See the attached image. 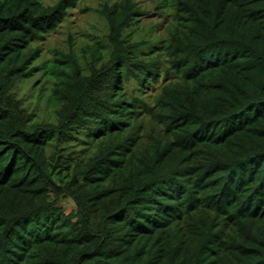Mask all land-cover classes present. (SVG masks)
<instances>
[{
	"label": "trees",
	"instance_id": "16d2710c",
	"mask_svg": "<svg viewBox=\"0 0 264 264\" xmlns=\"http://www.w3.org/2000/svg\"><path fill=\"white\" fill-rule=\"evenodd\" d=\"M77 3L0 0V264H264V0H164L157 44L104 2L87 67L39 66Z\"/></svg>",
	"mask_w": 264,
	"mask_h": 264
},
{
	"label": "rangeland",
	"instance_id": "374dc122",
	"mask_svg": "<svg viewBox=\"0 0 264 264\" xmlns=\"http://www.w3.org/2000/svg\"><path fill=\"white\" fill-rule=\"evenodd\" d=\"M42 1L52 4L57 0ZM113 1L115 0H78L77 5L69 10L67 17L37 43L41 47V57L37 59V64L39 66L46 64L48 67L55 58L66 53L73 54L87 67L88 60L97 49V44L99 43V46L106 44L107 25L96 9L104 2ZM136 2L143 13L130 28L132 38L157 44L159 39L167 37L166 27L171 19V9L164 0H136ZM42 72L44 70H35V74L30 79L20 81L15 92L19 98L31 103V107L41 116L50 117L54 105L47 100V94L51 92L55 75L42 76ZM41 86H44L45 90L40 97ZM63 205L66 210L71 208V204L67 201H64Z\"/></svg>",
	"mask_w": 264,
	"mask_h": 264
}]
</instances>
